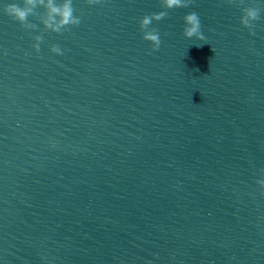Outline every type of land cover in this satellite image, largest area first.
I'll return each mask as SVG.
<instances>
[{"label":"water","instance_id":"water-1","mask_svg":"<svg viewBox=\"0 0 264 264\" xmlns=\"http://www.w3.org/2000/svg\"><path fill=\"white\" fill-rule=\"evenodd\" d=\"M13 2L0 0V264H221L137 0H73L81 22L59 34L21 27Z\"/></svg>","mask_w":264,"mask_h":264},{"label":"clouds","instance_id":"clouds-1","mask_svg":"<svg viewBox=\"0 0 264 264\" xmlns=\"http://www.w3.org/2000/svg\"><path fill=\"white\" fill-rule=\"evenodd\" d=\"M229 3H238L242 5L244 0H228ZM88 5H96L102 3V0H86ZM163 8L171 10L174 8H187L192 3V0H160ZM42 8L44 11L41 14L37 11ZM3 11L6 15L17 21L21 27L26 30H36L38 25L32 23L29 17H36L46 30L54 33H62L69 29V26H78L81 22L79 16L74 15L73 0H21V3H8L4 6ZM240 24L242 27L249 30L250 35H254V22L260 19L261 8L258 6H247L242 9ZM167 16V11L145 15L139 21V27L143 33L142 39L150 42L152 50L159 49L161 40L156 29L151 28L153 21H160ZM185 28L183 35L186 38H195L199 41H205L206 37L201 32V22L197 13L191 12L184 16ZM35 43L33 49L39 53L40 43L43 41L41 35L33 37ZM50 52L56 55H62V49L53 44L50 47ZM261 179L256 183L264 192V169H261Z\"/></svg>","mask_w":264,"mask_h":264}]
</instances>
